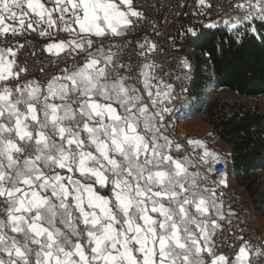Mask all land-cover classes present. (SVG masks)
<instances>
[{"label": "snow or ice", "instance_id": "snow-or-ice-1", "mask_svg": "<svg viewBox=\"0 0 264 264\" xmlns=\"http://www.w3.org/2000/svg\"><path fill=\"white\" fill-rule=\"evenodd\" d=\"M229 3L203 27L264 43V0ZM211 8L197 0L193 15ZM163 9L0 0V264H264L226 199L219 155L171 119L195 68L165 58Z\"/></svg>", "mask_w": 264, "mask_h": 264}, {"label": "trees", "instance_id": "trees-1", "mask_svg": "<svg viewBox=\"0 0 264 264\" xmlns=\"http://www.w3.org/2000/svg\"><path fill=\"white\" fill-rule=\"evenodd\" d=\"M213 38L222 45V54L219 47L212 49ZM183 44L194 53V57L185 55L195 68L188 97H198L211 86L245 97L264 95V43L255 37L246 36L237 44L224 28L204 29L198 38H185ZM206 50L212 51L210 62L204 59ZM199 110L203 120L212 125L206 135L208 144L220 161L226 162V173L264 203V177L260 174L264 170V105L239 99L215 100ZM225 145L230 146L229 151ZM226 199L230 200L227 195Z\"/></svg>", "mask_w": 264, "mask_h": 264}, {"label": "built area", "instance_id": "built-area-1", "mask_svg": "<svg viewBox=\"0 0 264 264\" xmlns=\"http://www.w3.org/2000/svg\"><path fill=\"white\" fill-rule=\"evenodd\" d=\"M143 2V0H142ZM164 3H169L171 6V14L168 13L167 9H163V12L168 15V24L161 23V31L163 32L162 38H157L159 40L160 45L164 49V56L166 59L170 58L173 55L184 56L183 53V40L177 35L178 30H181V25L185 26H198L205 25L212 21H219L222 18H227L226 13L233 11L229 0H210L212 4V8L207 10V16H194L193 13L197 12V0H162ZM179 4H183L184 7L180 8ZM181 13L180 16H175V13ZM187 15H184V14ZM203 23H200V22ZM172 35L176 37L175 40V49L169 47L168 37ZM175 68V65H172ZM183 94L179 99H182ZM178 99V100H179ZM176 101L174 107L177 105ZM178 131V130H177ZM181 143H185L184 140H181ZM224 163L225 161H221L216 165V170L218 172H224ZM227 196L230 198L232 202V207L237 211L239 215L240 228L244 230V233L247 237L251 238L255 243L264 244V233H258L255 230H251L249 228L248 222V214L246 213V207H240V197L232 196L228 189L225 190Z\"/></svg>", "mask_w": 264, "mask_h": 264}, {"label": "rangeland", "instance_id": "rangeland-1", "mask_svg": "<svg viewBox=\"0 0 264 264\" xmlns=\"http://www.w3.org/2000/svg\"><path fill=\"white\" fill-rule=\"evenodd\" d=\"M183 51H184V56L187 54L188 57L189 56L194 57V53L189 48H187L184 44H183ZM186 86L188 87L187 84ZM235 99H239L244 102L255 101V102H258L264 105V95H261L257 98L245 97L235 92H232L228 89H218L215 86H211V87H208L205 91H203L198 97H195L193 95L192 96L189 95L188 97V95H184L183 108L181 110V113L179 114V119L176 122L178 132L183 134L184 130L185 131L187 130L191 134H194L193 131H198L196 133L201 135L200 138L198 139L205 141L207 143L208 149H210L211 147L208 144V141L210 138H208V136L206 135L209 133V129L210 130L212 129L211 128L212 126L211 124L203 120L202 114L197 115L196 111H198V109H201L208 102H212L215 100L222 101V100H235ZM184 103H185V106H184ZM183 118L187 119L188 121L184 123ZM226 166H227L226 163H224V172H226L227 170ZM229 175L231 177L232 174L227 173V176ZM229 190H233V189H228V191ZM236 192L243 196V192L242 193H240L241 191L240 192L236 191Z\"/></svg>", "mask_w": 264, "mask_h": 264}, {"label": "crops", "instance_id": "crops-1", "mask_svg": "<svg viewBox=\"0 0 264 264\" xmlns=\"http://www.w3.org/2000/svg\"><path fill=\"white\" fill-rule=\"evenodd\" d=\"M184 106H185V103H184ZM196 113H197V115L202 114V112L199 109H198V111H196ZM187 121H188L187 119L183 118L184 123ZM211 130L209 129V132ZM193 132H194V134H191L189 131L184 130L183 134H186L189 138H192V139L200 138L201 135L196 133L198 131H193ZM224 148L226 151L230 150V146H228V145H225ZM263 173H264V170L260 171V174L264 177ZM227 177H228L227 180L229 183V188H227V189H233V190L238 191V192L241 191L240 193L243 192V196L247 202L248 209L252 213V223L255 226L259 227L260 229H263V231H264V203H261L258 201V196H252L246 190L245 185L242 182H240L238 179H236L235 176L231 175V177H230V175H229Z\"/></svg>", "mask_w": 264, "mask_h": 264}, {"label": "bare ground", "instance_id": "bare-ground-1", "mask_svg": "<svg viewBox=\"0 0 264 264\" xmlns=\"http://www.w3.org/2000/svg\"><path fill=\"white\" fill-rule=\"evenodd\" d=\"M195 27L198 28V29H201V31L204 30V29H207V28H204L203 25H198V26H195ZM183 97H184V95H183ZM183 97H182V99L178 100L177 105L175 106V109H177L178 111L171 118L175 122L178 121L179 114L181 113V110L183 108ZM229 192H230V194L232 196H239L240 197V207H246V213L248 214L249 228L251 230H255L258 233H264L263 229H260V228H258L256 226H254V224L252 223V213L249 211L247 202L244 199V197L242 195H240L239 193H237L236 191H234V190H229Z\"/></svg>", "mask_w": 264, "mask_h": 264}]
</instances>
